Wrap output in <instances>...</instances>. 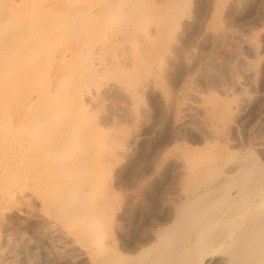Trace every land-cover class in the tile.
Masks as SVG:
<instances>
[{"label":"bare ground","instance_id":"obj_1","mask_svg":"<svg viewBox=\"0 0 264 264\" xmlns=\"http://www.w3.org/2000/svg\"><path fill=\"white\" fill-rule=\"evenodd\" d=\"M128 1L0 0V264H43V254L55 264H264V143L256 141L264 138V69L240 58L262 52L249 35L264 26V0H143L144 16ZM234 24L247 28L233 37L245 50H203ZM124 41L131 50L117 52ZM114 67L136 72L127 84L135 96L164 86L154 114L160 124L172 116L155 151L178 136L203 145L179 156L184 200L136 230L145 195L109 198L110 182L98 179L112 154L105 127L115 122L100 101L123 83L96 82ZM239 71L241 83L232 79ZM259 75L255 121L242 126L251 101L233 94ZM201 100L202 119L185 125L183 101ZM142 172L136 163L130 176Z\"/></svg>","mask_w":264,"mask_h":264},{"label":"rangeland","instance_id":"obj_2","mask_svg":"<svg viewBox=\"0 0 264 264\" xmlns=\"http://www.w3.org/2000/svg\"><path fill=\"white\" fill-rule=\"evenodd\" d=\"M67 1L68 2H74L76 0H67ZM88 1H90L92 4H94L95 2H99V0H88ZM124 1H126V0H122V2H124ZM129 1H131L132 3H137L138 8L140 7V10L138 12L142 13V16H144V14L147 12L146 8L143 9V7H144L143 5L145 4L144 1H146V0H144V1L143 0H134V1L129 0ZM126 3L127 2H124V4H126ZM140 22H141V24H139V25H142V24L144 25L145 22H144L143 17L140 18ZM249 27H251V24L249 25ZM245 29H247V28H245V26H243L242 24H234L228 30V34L230 37L221 40V42L215 44L216 46H213V47L205 46L206 48L204 47L203 50H205V49L206 50H213V51H217V50H229V51L230 50H245L246 45L240 43L238 40L233 38L234 36L248 35V33L243 32V30H245ZM171 31H173V29ZM263 34H264V26L257 28L253 32H250V35H249L250 37L254 36V38H253L254 40L257 37H259L255 40L257 48L260 51H262V52H260L258 58H254L253 56H249L245 53H242V56H240V58L249 61V63H251L253 65V67H250V68H252V69L255 68V69H258L259 71H261V67H263V69H264V58H263L264 57V47H262V46H264V42H263L264 41V35ZM167 40H168V38H167ZM129 45L131 46V43L129 44L128 41H126V42L124 41L120 45H117V48H119V50H117V52L120 50H131L132 47H130ZM192 50H196V49H192ZM83 51L85 52L86 50H83ZM225 61L226 62L224 63V66H226L230 69L235 65V60L225 59ZM233 61H234V63H232ZM116 71H119L121 74L119 72H117L118 73L117 74ZM125 73L128 75V77L132 75L131 76L132 78L130 77V80L131 79H133V80L129 81V79H127L128 77ZM263 73L264 72H262V75H263ZM85 74H86V72H85ZM114 74H115V76H114ZM241 74H242V72L239 71L238 76L232 77V79L236 78L241 83L242 82V79H241L242 75ZM124 76L126 78H124ZM110 77H115L114 78L115 80L113 78H112L113 79L112 80ZM134 78L136 79V72H134V74L132 73V71L131 72L126 71V72L122 73V71L120 69L114 67V68L105 70L98 77V80L96 83L100 86H103V88H108L111 85H112L111 87H116L117 85L120 84V82L123 83L122 84L123 91L121 94H116V95L110 96V97L100 101L101 102L100 108H102V109H100V110L98 109V111L103 112V114L108 116L111 119V121L115 120V122H113V124H111V122H110L111 126L108 125L107 127H105V131L109 135H111L112 140L109 139V141L110 140L112 141V145L109 144L108 147H110L112 154L110 156V161H109L110 165L108 164L107 167L101 171V173L98 176V179L100 180V182L102 184L104 182H108V181L110 182L111 187H110V189H108L106 191V192H110V195L108 196L109 198H111V197L126 198L128 195L133 196V194L135 195L139 191V189L145 195V201L143 204V209L140 212L141 213L140 217H142V218H140V220H139L140 222L138 221L137 223H134V226H133V230H136L138 227L142 226L143 224L148 223L152 219H155V220L159 219V218L162 219L164 217V215H166L165 212L174 211L180 205V203L184 200V193L186 192V187H187L188 181L185 178H183L184 173H185V169H184V167H182L183 161H182L181 157H179V156L181 155V151L188 150V149L189 150L201 149L203 145L200 143L196 144V142L194 140H192L191 138H188L186 136H178L175 140H173V142H171L170 145L167 146L166 149L161 148V149H156V151H155V145L161 144L167 137V132H168L167 125H168V121L170 120V117L172 116L171 113H170L171 116H170V114L167 115L164 119L165 120L164 124H163V122L161 124L158 123L157 122L158 118H156L158 116H155L157 104H156V100L153 98V96L157 97V99H158V97L161 98L162 93H163L162 90H163L164 86H162L161 84H156L153 87V91L155 93L154 95L150 96L147 94L145 95V94L140 93L139 95H137L138 96L137 97L133 93L131 94L130 91L127 89V87H128L127 84L129 82L134 81L135 80ZM260 79H261V76L259 75L258 76V82L255 85L253 83L247 84V85H243V84L239 85L238 86L239 88L238 87L237 88L240 90L237 89L238 91L233 94V96H235V95L238 96V97L235 96L236 98H234V101H238V100L243 99V98L251 101V106L248 109L247 114L243 115L242 118H240L241 119L240 124L242 126L250 124L249 122H251V121H255L254 116L257 114L256 113L257 107L255 104V99H256L257 94H255V91L256 90L259 91L260 87L262 88V85L260 83L262 81H259ZM165 86H167V85H165ZM195 86H197V87H195ZM195 86H193V90H195V92H200V93L203 92L202 95L200 94L201 97H203V96L206 97L208 95L207 92H209V91H206L207 88H205L202 85H195ZM245 86H247V87H245ZM256 86H258L257 89H256ZM168 87H169L168 90L172 89V87H170V86H168ZM254 87H255V89H254ZM203 89H204V91H203ZM124 92L125 93L127 92L126 93L127 95ZM249 94H251V95H249ZM237 98H239V99H237ZM251 98H252V100H251ZM122 99H124V100H122ZM183 103L189 105L191 110L189 112L179 113L180 115L179 114L178 115L180 116V120L185 125L195 127L196 124H198L199 121L202 119L201 116L198 115L197 110L201 109L202 106L204 107L206 105V101L203 102V100H201V101H198L195 103L189 102V101L188 102L183 101ZM112 104H114V105H112ZM152 105L155 106V108ZM148 106H150V108ZM181 108H183V107H181ZM149 110H150V113H149ZM93 112H97V111L94 110ZM117 116H119V117H117ZM147 116L149 117V119ZM152 116H153V118H151ZM152 120H154V121H152ZM124 122H126V123H124ZM153 123L155 125H153ZM127 125L129 127H127ZM133 128L135 130H133ZM137 128H139V129L137 130ZM136 131H138V132L136 133ZM123 135L125 136L124 138H123ZM116 137H118V138H116ZM161 138L164 140H162ZM130 139H132V140H130ZM109 141L107 143H109ZM256 141H257V143H264V138L260 139L259 137H257ZM126 142L127 143L129 142V143L126 144ZM146 144H148V145H146ZM122 145H123V147H122ZM139 145H141V148ZM208 145H209L208 147L211 146V144H208ZM142 146H143V148H142ZM149 146H151V147H149ZM125 147H128L129 149L128 148L126 149ZM131 148H132V150H131ZM128 150H130V151H128ZM123 151H126V152L128 151V152L122 153ZM121 154L122 155L124 154V155L120 156ZM119 157H121V158H119ZM122 158H125V159H122ZM165 159H166V161H165ZM133 160H135V161H133ZM110 162H113V163H110ZM117 163H120V165L119 164L117 165ZM136 163L139 165V167L143 171L142 175L140 177V180L130 176V171H131L133 165H135ZM230 163L232 164L233 162H230ZM114 164H116V165H114ZM108 169H109L110 173H108ZM114 174H116V175H114ZM124 175H126V177ZM164 177H166V178H164ZM181 178H183V179H181ZM117 186H119V187H117ZM116 189H119V190L117 191ZM154 190H155V192H154ZM134 191H136V192H134ZM102 193H104V191H102ZM174 197H175V199H174ZM148 198H149V201H148ZM153 199H155V200H153ZM152 201H155V202L153 203ZM154 210H157V211H154ZM148 216H150V218H148ZM157 217H159V218H157ZM139 224H140V226H138ZM136 226H137V228H136ZM28 236L29 235H25V239L28 238ZM50 246H52V245H50ZM50 248H52V247H50ZM42 256L43 257H41V259H38L36 261H40L39 263L42 262L43 264H46V262H52L53 261V264H55V258H52L53 256L51 258H49V256H46L44 254ZM32 262H35V260L32 259ZM62 262H66V260H63ZM34 264H36V263H34Z\"/></svg>","mask_w":264,"mask_h":264}]
</instances>
